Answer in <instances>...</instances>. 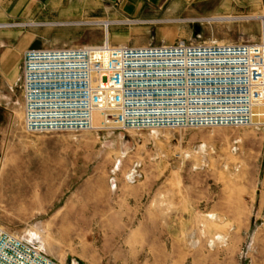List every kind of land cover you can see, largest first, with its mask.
Here are the masks:
<instances>
[{"label": "rangeland", "instance_id": "1", "mask_svg": "<svg viewBox=\"0 0 264 264\" xmlns=\"http://www.w3.org/2000/svg\"><path fill=\"white\" fill-rule=\"evenodd\" d=\"M13 24L40 33L36 47L95 45L106 35L114 45L140 28L159 30L151 44L262 43L264 0H197L152 21ZM3 93V228L63 264H264V118L248 127L31 133L19 89L11 101Z\"/></svg>", "mask_w": 264, "mask_h": 264}, {"label": "built area", "instance_id": "2", "mask_svg": "<svg viewBox=\"0 0 264 264\" xmlns=\"http://www.w3.org/2000/svg\"><path fill=\"white\" fill-rule=\"evenodd\" d=\"M21 90L31 133L254 126L264 118V42L111 45L106 35L95 45L30 47ZM0 264L63 263L0 226Z\"/></svg>", "mask_w": 264, "mask_h": 264}, {"label": "crops", "instance_id": "3", "mask_svg": "<svg viewBox=\"0 0 264 264\" xmlns=\"http://www.w3.org/2000/svg\"><path fill=\"white\" fill-rule=\"evenodd\" d=\"M197 0H0V23L31 22L34 20H73L84 17L100 18L102 15L113 21L122 18L151 19L175 17L191 8ZM115 19V20H114ZM144 34V41L133 37ZM159 30L140 28L131 30L126 36L114 37V45H145L156 43ZM110 34V32H109ZM41 35L36 30L0 29V88L2 97L12 99L10 93L17 88L22 107V59L23 52L37 46ZM112 37V36H111ZM164 41V40H163ZM165 42V41H164ZM172 41H166L171 43ZM43 46V47H63ZM42 47V46H41ZM20 73V74H19ZM12 95V94H11ZM6 101V102H8ZM11 101V100H10Z\"/></svg>", "mask_w": 264, "mask_h": 264}, {"label": "bare ground", "instance_id": "4", "mask_svg": "<svg viewBox=\"0 0 264 264\" xmlns=\"http://www.w3.org/2000/svg\"><path fill=\"white\" fill-rule=\"evenodd\" d=\"M261 119H263V118H261ZM100 120H101L100 114L99 113H95V115H94V122H95V124L98 125L100 123Z\"/></svg>", "mask_w": 264, "mask_h": 264}]
</instances>
